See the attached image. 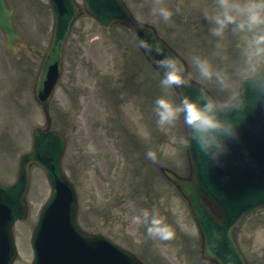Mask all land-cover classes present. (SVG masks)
Returning a JSON list of instances; mask_svg holds the SVG:
<instances>
[{
    "label": "rangeland",
    "instance_id": "obj_1",
    "mask_svg": "<svg viewBox=\"0 0 264 264\" xmlns=\"http://www.w3.org/2000/svg\"><path fill=\"white\" fill-rule=\"evenodd\" d=\"M9 1L15 9L18 26L30 46L29 51L23 53L22 57L10 59L19 61L23 58L36 72L40 57L50 38L52 13L48 0ZM126 2L134 13L153 23L160 33L177 47L190 63L192 75L196 79H199V73L192 63V56L195 53L208 56L215 66L225 71L230 77V88H221L215 80H201L223 102L237 92V84L241 78L255 73L242 71L243 35L228 32L217 47L219 38L211 36L208 21L202 14L203 6L211 5L213 0H164V3L175 11L171 21H164L152 14L154 0H126ZM177 4L180 5L179 10H176ZM66 50L65 74L53 104V110L59 109L66 120L62 121L58 118L54 126L58 130L63 129L68 138L64 165L80 191L81 225L89 230L102 229L105 234L118 238L117 240L123 244L133 242V246L136 244L146 247L151 243L161 255L167 256V261L171 264H194L191 255L198 258V248L196 253L195 246L199 243V233L186 201L178 196L156 169L152 172L154 183L148 185L140 180L139 155L137 154V161L132 160L134 148L128 145L123 137L126 130L123 124L129 122L138 138L141 136L142 139L149 140L153 144L156 141L157 149L153 150L160 156L158 161L161 164L176 167L175 162L182 163L183 145H177L178 150L174 155H165L161 151V146L169 142L171 136L183 134L182 128L180 129L181 120L177 121L174 127L165 126L168 133L165 134L166 138L156 136L158 125L154 101L157 97L155 88L157 91L160 89L158 79L157 81L152 79L150 67L143 59L136 60L138 50L125 30L115 28L112 31H105L89 17L78 21ZM7 55L0 34V96L3 94L5 98L8 97L5 95L6 91L17 89L18 83L23 78L20 69L17 70L6 62ZM261 65L262 63L257 66V71ZM136 67L141 73L137 78V84L139 82L143 85L140 84L137 88V98L134 99L130 94L133 92L131 71L134 72ZM28 75L31 79L30 68ZM7 76L15 78L16 84H10ZM31 84L30 80V96ZM76 91L81 94L80 105L72 109L69 107L68 97ZM162 91L165 92V89L162 88ZM148 93L152 94L150 98L145 99ZM15 101V96L12 94L0 105V119L6 107L14 112ZM109 104L114 108L115 114L113 110H109ZM26 112L28 122H25L24 118L21 120L23 115L16 119L19 133L24 134L26 141L13 148L11 155L15 161L23 151L30 149L32 128L42 125L43 122L41 112L32 97L29 99ZM71 118L75 121L69 123ZM114 119H117L116 124ZM9 121L6 118L0 136L5 135L8 127L15 128L13 124L7 125ZM17 141L20 142L21 138L17 137ZM2 146L0 139V151ZM3 147L2 150L6 153V148L9 147L7 144ZM3 155L4 153L0 154V167L10 173L13 159L9 153L4 157ZM6 175L7 173H2L0 170V181H13L15 172L10 178H5ZM48 196L46 179L40 169H35L29 196L30 215L28 220L20 223L15 230L20 249L17 264H28L32 258V252L27 245L28 238L37 221L39 210ZM144 207L150 209L155 207L159 210L173 226L175 240L153 239L147 235L146 225L131 222V216ZM258 224H264V213L245 220L238 229L237 236L248 258L254 264H264V254L251 250V241L248 237V233ZM146 250L153 251L149 247H146ZM162 264L166 263L163 261Z\"/></svg>",
    "mask_w": 264,
    "mask_h": 264
},
{
    "label": "water",
    "instance_id": "obj_2",
    "mask_svg": "<svg viewBox=\"0 0 264 264\" xmlns=\"http://www.w3.org/2000/svg\"><path fill=\"white\" fill-rule=\"evenodd\" d=\"M51 4L55 13L56 26L50 48L43 60L34 89L35 97L42 105L47 115L48 126H50L51 123L48 115L49 102L62 73L64 44L72 22L80 14V10L73 0H51ZM85 4L86 10L106 27L111 26L113 23L120 22L131 30L136 41H138L137 34H139L140 37H147L149 40L156 39L163 44L168 52L178 55L174 49L158 36L157 31L152 26L135 20L131 13L123 6L121 0H85ZM0 26L5 31L11 47H13L16 41L22 39V36L14 26L12 12L6 5L0 6ZM140 48L145 57L157 70L158 66L154 62L156 54H148L144 48ZM182 61L185 63L183 59ZM185 65L187 66L186 63ZM259 78H264V68L259 77L247 79L241 83L240 95L238 97L243 101L242 106L234 107L231 105L230 107H226L221 111V115L234 121L239 131L246 128L245 132L248 133L251 127L255 128L256 133H258L260 137L261 134L259 132L264 130V87L255 86V82ZM177 92L180 98L184 94L200 97L202 92L213 98L201 85L193 81L191 86L185 85L177 90ZM35 133L36 140L41 141L43 132L37 131ZM51 135L55 140L46 137V141L36 143L32 155L24 157L23 167L19 176V179L21 178L23 182H19L12 188H0V200H6L9 213L19 214L24 209V197L28 187V183L24 182L26 178H29V168L33 163L43 167L52 183L54 191L58 189V184L66 181L61 170V160L65 144L57 134ZM244 138L245 137L237 136L234 140L228 139L227 141L229 145L238 147L237 151L239 157L245 150L247 153H251L255 149L259 151L257 148L260 144L256 142L253 144H246V142L243 141ZM237 156L238 155L235 154L224 159L223 170H226L227 167H233L234 165L244 168V165L237 160L239 158ZM191 157L193 158V155ZM234 157L237 159L234 160ZM192 170L193 175L188 181L176 179L168 171H166V174L171 180L177 183L186 198L192 202L200 226L202 224L204 227L208 228L207 233H205L208 240V243L205 245V259L218 261L222 264H229V261H231L232 264H247L234 241L233 230L245 215L264 206V193L252 200L250 199L248 202L239 203L225 193L216 191L220 192L218 196H220L223 201V207L227 209L225 210L209 195L207 190L197 182L196 170L194 167ZM237 176L240 180L244 181L243 188H250L252 183L248 182L247 177L243 178L242 174L241 176L240 174ZM203 181H207V179H203ZM216 187L218 188V186ZM229 213L233 215L229 216ZM214 225L219 228V231L216 233V239H214V232L211 229ZM214 240H216L217 243L214 244Z\"/></svg>",
    "mask_w": 264,
    "mask_h": 264
},
{
    "label": "clouds",
    "instance_id": "obj_3",
    "mask_svg": "<svg viewBox=\"0 0 264 264\" xmlns=\"http://www.w3.org/2000/svg\"><path fill=\"white\" fill-rule=\"evenodd\" d=\"M180 9L177 4L176 10ZM152 14L164 21H171L175 11L168 7L164 0H154ZM202 14L208 21V29L217 40V47L226 37L228 32L244 36L242 71L256 72L257 66L264 63V0H213L211 5L205 4ZM138 36V44L146 50V53H155L154 62L158 66L161 75L160 85L165 90L181 89L183 86H191L192 73L178 55L168 52L159 40H149L147 37ZM192 63L199 73L200 80H215L221 88H230V77L222 68L215 66L212 60L198 53L193 54ZM256 87H264V78L255 82ZM243 101L233 93L228 101L218 103L202 92L200 97L184 94L179 103L174 102L168 95L157 96L154 101L156 123L159 126L174 127L177 121L182 120L185 131L179 136H171L169 142L161 146L165 155H174L177 145H196L202 152L219 162L222 154L230 151L229 138L239 135L234 121L221 115V111L232 105L242 106ZM146 156L155 160L157 153L148 148ZM134 224L146 225L147 235L153 239L167 241L173 238L174 228L169 224L159 210L153 208H141L131 216ZM251 241L250 248L254 252L264 254V224H258L248 233ZM229 264H232L229 261Z\"/></svg>",
    "mask_w": 264,
    "mask_h": 264
}]
</instances>
